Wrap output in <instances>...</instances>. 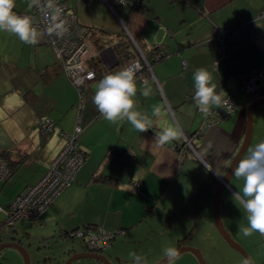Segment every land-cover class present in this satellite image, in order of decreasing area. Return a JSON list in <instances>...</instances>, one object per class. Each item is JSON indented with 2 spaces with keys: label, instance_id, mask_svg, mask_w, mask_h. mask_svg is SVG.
I'll return each mask as SVG.
<instances>
[{
  "label": "crops",
  "instance_id": "1",
  "mask_svg": "<svg viewBox=\"0 0 264 264\" xmlns=\"http://www.w3.org/2000/svg\"><path fill=\"white\" fill-rule=\"evenodd\" d=\"M64 1L79 22L95 30L98 63L109 66L110 72L122 65L111 46L122 34L133 52L136 47L129 35L142 52L163 48L164 57L151 65L153 75L146 73L152 94L140 95L143 83L136 78L134 99L138 111L151 115L157 104L165 111L143 133L127 121L110 123L92 102L99 80L85 82L78 141L87 157L74 180L38 218L15 225L24 228L27 238L58 241L66 253L86 248L82 239L66 233L80 225L120 229L106 249L117 264H135L132 252L145 256L150 264L163 256L165 247L178 248L180 242L201 248L212 264H224L222 260L229 264L232 257L243 264L213 222V198L244 137L248 105L264 97V0H141L138 6L113 3L112 7L107 3L112 0ZM28 4L15 0L14 10L28 11ZM217 29L226 30L221 44L214 38ZM201 67L218 80L217 91L236 90V106L227 118L208 125L196 137L191 134L202 126L204 117L193 100L192 75ZM252 72H260L261 78L248 102L238 86ZM77 103V89L43 34L32 46L0 32V151L10 162L19 161L13 184L21 181L1 204L43 175L64 143L62 132L74 127ZM46 117L54 122L48 135L35 127L37 119ZM173 123L184 136H191L195 152L185 145L177 150L175 145L183 144V139L155 146V136ZM251 125L247 147L264 139V104L253 108ZM99 175L114 181L95 179ZM11 176L0 185H7ZM242 187L243 180L231 174L218 206L220 224L248 252L252 264H264V235L254 232L245 237L241 232L247 226V213L233 194L242 192ZM72 239L78 241L69 243ZM180 257L195 264L191 254ZM139 264H144L143 259Z\"/></svg>",
  "mask_w": 264,
  "mask_h": 264
},
{
  "label": "built area",
  "instance_id": "2",
  "mask_svg": "<svg viewBox=\"0 0 264 264\" xmlns=\"http://www.w3.org/2000/svg\"><path fill=\"white\" fill-rule=\"evenodd\" d=\"M29 2L30 0H28ZM140 2L141 0L107 1L110 7H112L113 3L136 6ZM49 3L50 0H40L38 5H33L28 11L14 9L13 11L19 15L31 17L34 26L46 37V40L60 62L61 68L77 89L78 114L72 131L62 132L64 143L59 152L51 160L43 175L37 181L27 185L17 193L6 205L0 203V227H11L23 220H34L38 218L63 188L74 180L76 171L87 157L86 151L79 145L78 141V137L83 129L80 124V111L84 101V83L94 79L100 80L111 69L109 66L99 65L100 52L96 48L95 42L89 38V26L78 21L74 10L64 0H51V3L62 10L56 22L63 21L67 31L59 37L54 34H47V27L52 23L51 16L55 15L54 8H50ZM225 34L226 30L224 29L216 30L214 38L217 43H222V38ZM129 37L136 47L137 56L122 60L120 68L136 63L138 65L136 78L143 83L148 77L146 73L153 75L152 63L144 56L132 37L130 35ZM162 55L164 56L165 53L161 47L153 55L154 61L158 60ZM120 68L116 69V71ZM260 78V72H252L240 81L238 90L247 95L248 102L252 100ZM224 92L223 95H227L232 104L231 111L229 112L227 109L224 111L221 108L213 109V115L207 118L204 117L202 126L197 128L191 136L200 137L204 128L208 125L221 122L232 113L236 106L234 97L236 90H226ZM35 127L43 134L48 135L53 130L54 122L47 117L37 119ZM191 136L183 137V145L191 148L195 152L191 143ZM10 176V167L0 154V182L6 181ZM121 232L122 230L120 229L109 231L99 226L83 224L70 230L69 235L82 239L88 250L101 252L103 249L109 247L115 234Z\"/></svg>",
  "mask_w": 264,
  "mask_h": 264
},
{
  "label": "clouds",
  "instance_id": "3",
  "mask_svg": "<svg viewBox=\"0 0 264 264\" xmlns=\"http://www.w3.org/2000/svg\"><path fill=\"white\" fill-rule=\"evenodd\" d=\"M40 0H30L28 7L38 5ZM15 0H0V32L14 34L24 44L35 46L41 40V31L34 26L31 17L19 15L13 11ZM54 8L55 15L51 16L52 23L47 27L48 35L62 36L67 28L63 21L56 22L60 16L61 9L49 3ZM138 65L132 63L115 72L106 73L95 85L92 102L100 115L110 123L127 121L139 133L152 129L154 119H160L164 114L162 105H154L151 115L137 110L135 97L137 96L136 73ZM216 72L218 73L217 66ZM194 83L193 100L198 111L203 117L213 115V109L221 108L231 111L232 104L222 89L217 91L218 80L206 68H197L192 75ZM152 94V87L147 80L143 81L140 95L147 98ZM184 132L175 123L164 127L155 136V146L162 148L173 141L183 139ZM231 174L243 180L242 192L235 191L236 199L247 213V226L241 228L243 236H251L254 232L264 235V139L255 145L247 147L246 153L233 161ZM210 168V167H209ZM217 175H219L217 173ZM127 190V189H126ZM135 264L143 259L148 264L145 256L132 252L129 254ZM164 264H175L180 259V252L174 246H167L163 250Z\"/></svg>",
  "mask_w": 264,
  "mask_h": 264
},
{
  "label": "rangeland",
  "instance_id": "4",
  "mask_svg": "<svg viewBox=\"0 0 264 264\" xmlns=\"http://www.w3.org/2000/svg\"><path fill=\"white\" fill-rule=\"evenodd\" d=\"M22 172H23V169H22ZM18 174H20V172H18ZM12 175L13 177L11 176V179L9 180L7 185H5L4 187L0 185V203H5V201L10 197V194L13 192V190H15L17 185L21 182L18 179L16 184H13V182L18 178L17 172ZM213 222H214V219H213ZM13 236L19 239L20 245L26 249L28 253V264H62L63 260H65L68 257L65 251L62 252L64 248H61V245L57 244L58 241H55V240L53 241L52 238H48V240L44 241L46 243H43L42 242L43 240L41 238H37L34 235L32 237L27 238L23 227L20 228L19 226H16V225L15 227H12V226L11 227H0V242L11 241ZM75 241H78V239H72V241L68 240L69 243L75 242ZM47 242L50 245H47ZM106 249L102 250V254H104L110 260V262H112L113 264H117L115 260L110 259V257L108 256L106 252ZM189 254H191L192 257L194 258L195 264H200L196 255L190 251H184L182 254H180V256L185 255V258H186V256H188ZM201 254L204 260L208 264H212L210 257L208 255L205 257L202 252ZM238 254L240 253L238 252ZM239 256H241L243 260L242 261L243 264H248L247 260L242 254H240ZM162 257L164 256H161L157 260L161 259ZM157 260H155L154 262H156ZM228 260H229V264H237V263L239 264L238 259L235 257L228 258ZM90 262L91 261L88 260L87 258L78 257L72 260L71 264H89ZM154 262L150 264H153ZM221 263L226 264L227 262L225 260H222ZM0 264H24L23 254L18 248L14 246H6L4 248H1L0 249ZM175 264H191V263L186 259L183 260V257H180V259L177 260Z\"/></svg>",
  "mask_w": 264,
  "mask_h": 264
},
{
  "label": "water",
  "instance_id": "5",
  "mask_svg": "<svg viewBox=\"0 0 264 264\" xmlns=\"http://www.w3.org/2000/svg\"><path fill=\"white\" fill-rule=\"evenodd\" d=\"M260 104H264V97L257 98L248 105L247 111H246V129H245L244 137L242 139V142L240 144L239 149L234 154V156H233L230 164L228 165L227 169L225 170L224 174L220 176V181L217 185V188H216V191L214 194V198H213V219H214V224H215L216 228L218 229V231L220 232L222 237L225 239V241L231 247H233L235 250H237L240 254H242L245 257L248 264H252V261H251V258L249 256L248 252L241 245H239L233 238H231L226 233V231L223 229V227L221 226L220 220H219V215H218V206L221 202L222 191H223L226 183H228L229 177L231 175L232 168L234 166L233 161L238 156H240L242 154V149L245 150L249 141H250L251 132H252V125H251V123H252V110L254 107H256ZM6 246H14V247L18 248L23 254L24 264H28V253H27L26 249L23 246H21L17 240H11L8 242H0V249L4 248ZM177 249L179 250L180 253L184 252V251H190L196 255L200 264H208L204 260L200 249H198L196 247L189 246V245H181ZM67 252H69V250H67ZM78 257H84V258H87L88 260H90L91 258H96L98 260H101L105 264H113L101 252H95V251H90V250L73 252V253L68 255V257L64 260V262L62 264H71L72 260H74L75 258H78ZM164 260H165V258L162 257L161 259L157 260L153 264H164Z\"/></svg>",
  "mask_w": 264,
  "mask_h": 264
},
{
  "label": "trees",
  "instance_id": "6",
  "mask_svg": "<svg viewBox=\"0 0 264 264\" xmlns=\"http://www.w3.org/2000/svg\"><path fill=\"white\" fill-rule=\"evenodd\" d=\"M138 6V5H137ZM93 29V27H90L89 26V38H92V41L96 42L98 41V38L97 36H95V30H91ZM127 36V35H126ZM113 49H114V53L116 54L118 60H124V59H128V58H131V57H134V56H137V52L136 51H132L130 48H129V39H127L125 37L124 34H122V37L119 38L116 43L113 45ZM159 50V47H155L153 49H151L150 51H147V52H143L144 56L151 62V63H154V59H153V55ZM164 56L162 55L158 60L162 59ZM157 61V60H156ZM195 131V130H194ZM194 131L192 132V134L194 133ZM191 134V135H192ZM184 144V143H183ZM183 144L181 145H175L176 148H178L177 150L180 151V148L182 146H184ZM0 154L1 156L6 160V153L5 151H0ZM8 160V159H7ZM6 160V161H7ZM9 167H10V170H11V175L14 174L16 172V169H17V165L19 163V161L17 162H10L9 160L7 161ZM95 179L97 180H100V181H105V182H112L114 181L113 178L109 177V176H106V175H99L97 176ZM2 215V214H1ZM89 225V224H88ZM91 225V224H90ZM73 230V229H72ZM70 232V231H69ZM69 232H66L67 233V236L69 237H72L71 235H69ZM181 241V240H180ZM179 246H181V242L179 243ZM178 246V247H179ZM84 250H88L87 247L84 249ZM71 252L69 250V252H67V255H69ZM90 263L89 264H105L104 262H102L101 260H98L96 258H91L90 259Z\"/></svg>",
  "mask_w": 264,
  "mask_h": 264
},
{
  "label": "flooded vegetation",
  "instance_id": "7",
  "mask_svg": "<svg viewBox=\"0 0 264 264\" xmlns=\"http://www.w3.org/2000/svg\"><path fill=\"white\" fill-rule=\"evenodd\" d=\"M11 240H18V242L20 241L19 239L15 238L14 236H13V238Z\"/></svg>",
  "mask_w": 264,
  "mask_h": 264
},
{
  "label": "bare ground",
  "instance_id": "8",
  "mask_svg": "<svg viewBox=\"0 0 264 264\" xmlns=\"http://www.w3.org/2000/svg\"><path fill=\"white\" fill-rule=\"evenodd\" d=\"M63 262H64V260H63ZM63 262H62V263H63Z\"/></svg>",
  "mask_w": 264,
  "mask_h": 264
}]
</instances>
